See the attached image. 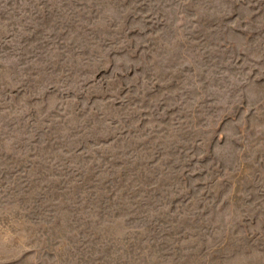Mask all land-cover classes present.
<instances>
[{
	"label": "rangeland",
	"instance_id": "rangeland-1",
	"mask_svg": "<svg viewBox=\"0 0 264 264\" xmlns=\"http://www.w3.org/2000/svg\"><path fill=\"white\" fill-rule=\"evenodd\" d=\"M0 264H264V0H0Z\"/></svg>",
	"mask_w": 264,
	"mask_h": 264
}]
</instances>
